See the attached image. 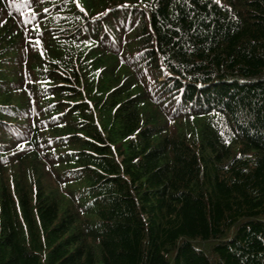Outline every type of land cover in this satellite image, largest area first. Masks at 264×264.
Returning a JSON list of instances; mask_svg holds the SVG:
<instances>
[{
  "label": "trees",
  "instance_id": "1",
  "mask_svg": "<svg viewBox=\"0 0 264 264\" xmlns=\"http://www.w3.org/2000/svg\"><path fill=\"white\" fill-rule=\"evenodd\" d=\"M77 1L53 17L67 16V29L79 9L101 11L95 31L25 40L16 68L53 69L62 55L54 78L84 89L98 126L81 91L66 88L76 106L50 127L68 136L54 150L75 178L46 176L38 150L25 148L13 158L16 203L0 171V264H264V0ZM122 3L141 5L151 31L143 24L114 38L116 53L99 41L102 26L116 33L103 11ZM9 23L0 24V104L27 107V89L39 86L12 72L22 40ZM122 52L164 61L190 101L224 112L168 116Z\"/></svg>",
  "mask_w": 264,
  "mask_h": 264
}]
</instances>
